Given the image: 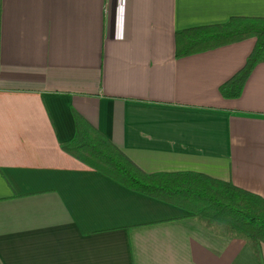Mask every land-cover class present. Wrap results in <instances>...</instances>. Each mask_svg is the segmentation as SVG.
I'll return each mask as SVG.
<instances>
[{
	"label": "crops",
	"instance_id": "obj_1",
	"mask_svg": "<svg viewBox=\"0 0 264 264\" xmlns=\"http://www.w3.org/2000/svg\"><path fill=\"white\" fill-rule=\"evenodd\" d=\"M264 17V0H0V264H264L251 240L63 150L80 112L147 173L264 197V58L249 38L177 57L176 33Z\"/></svg>",
	"mask_w": 264,
	"mask_h": 264
},
{
	"label": "trees",
	"instance_id": "obj_2",
	"mask_svg": "<svg viewBox=\"0 0 264 264\" xmlns=\"http://www.w3.org/2000/svg\"><path fill=\"white\" fill-rule=\"evenodd\" d=\"M255 38L245 65L220 87L226 98L239 97L264 58V17L233 16L225 23L176 33V55L183 57ZM75 136L63 150L129 189L179 206L208 227L247 236L258 257L264 244V197L231 181L194 171L147 173L100 129L73 110Z\"/></svg>",
	"mask_w": 264,
	"mask_h": 264
}]
</instances>
